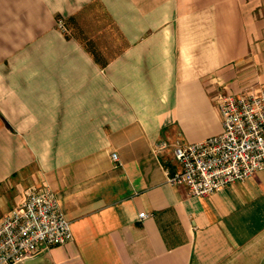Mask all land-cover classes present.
<instances>
[{"label":"crops","instance_id":"obj_1","mask_svg":"<svg viewBox=\"0 0 264 264\" xmlns=\"http://www.w3.org/2000/svg\"><path fill=\"white\" fill-rule=\"evenodd\" d=\"M251 84L264 0H0V220L48 186L73 232L21 264H264V170L168 181L176 144L223 133L216 93Z\"/></svg>","mask_w":264,"mask_h":264},{"label":"built area","instance_id":"obj_2","mask_svg":"<svg viewBox=\"0 0 264 264\" xmlns=\"http://www.w3.org/2000/svg\"><path fill=\"white\" fill-rule=\"evenodd\" d=\"M59 26L64 28L61 21ZM214 102L223 133L174 146L180 169L168 181L186 186L196 197H208L264 170V87L233 93L219 90ZM165 148V142L159 146ZM112 158L119 164L116 153ZM147 217L146 213L139 215L140 219ZM72 241L71 223L57 195L48 186L30 187L22 203L0 220V264H21L43 249Z\"/></svg>","mask_w":264,"mask_h":264},{"label":"rangeland","instance_id":"obj_3","mask_svg":"<svg viewBox=\"0 0 264 264\" xmlns=\"http://www.w3.org/2000/svg\"><path fill=\"white\" fill-rule=\"evenodd\" d=\"M253 85H254V84H253ZM253 85L251 84L250 86H249V85H248V86H249V87H252ZM260 86L264 87V85H260ZM249 87H245L244 89L249 88ZM244 89H242V90H244ZM12 209H13V208H12ZM12 209H11V210H12Z\"/></svg>","mask_w":264,"mask_h":264}]
</instances>
